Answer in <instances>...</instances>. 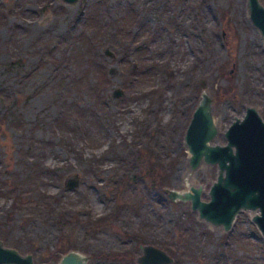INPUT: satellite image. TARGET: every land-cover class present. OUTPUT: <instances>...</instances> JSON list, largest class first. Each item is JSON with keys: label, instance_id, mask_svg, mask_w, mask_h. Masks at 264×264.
<instances>
[{"label": "rangeland", "instance_id": "1", "mask_svg": "<svg viewBox=\"0 0 264 264\" xmlns=\"http://www.w3.org/2000/svg\"><path fill=\"white\" fill-rule=\"evenodd\" d=\"M202 92L219 143L247 106L264 119V39L247 0H0V239L33 264L68 250L137 264L139 242L172 264H264L253 212L225 231L168 195L201 184L207 199L216 177L188 166L183 140Z\"/></svg>", "mask_w": 264, "mask_h": 264}, {"label": "water", "instance_id": "2", "mask_svg": "<svg viewBox=\"0 0 264 264\" xmlns=\"http://www.w3.org/2000/svg\"><path fill=\"white\" fill-rule=\"evenodd\" d=\"M73 3L76 0H62ZM248 19L264 39V3L247 0ZM106 54L111 52L106 49ZM121 90L117 89L115 95ZM216 126L211 97L202 92L187 124L183 140L188 152V166L195 169L202 162L216 165V177L202 197L201 184L189 185L183 191L171 190L173 200L187 201L199 219L212 226L231 229L237 214L242 210L253 212L251 221L264 239V119L254 106H247L242 117L235 116L224 130V143L217 142ZM80 174L71 173L64 187L79 186ZM137 264H172L173 257L153 244H140ZM0 264H33L30 253L22 254L0 239ZM58 264H87L85 257L68 250Z\"/></svg>", "mask_w": 264, "mask_h": 264}, {"label": "trees", "instance_id": "3", "mask_svg": "<svg viewBox=\"0 0 264 264\" xmlns=\"http://www.w3.org/2000/svg\"><path fill=\"white\" fill-rule=\"evenodd\" d=\"M86 42H88L86 39H85V41H84V45H86L87 46V44H86ZM91 51H92V49H91ZM84 55H85V57L87 58V60L88 61H90V67H92L91 65L92 64H94L95 62L97 63V65L95 66V70L96 69H100V71H102V73L104 72L105 73V68H103L96 60H95V58H93V55H91V53L90 52H85L84 53ZM95 63V64H96ZM97 73V76L96 77H98V79H96V84H95V88H97L98 86H100V83L102 82V78H101V75H100V73L98 72V71H96ZM104 75V74H103ZM102 75V76H103ZM163 176H165V177H160V181L161 182H166V175H163ZM46 203H48V200H47V202ZM191 215V214H190ZM192 220H193V218H192ZM191 219H189L188 220V223L185 225V224H183L182 225V223L181 224H179V226H178V230H179V233L182 235V237L184 238L183 239V241H184V244H185V241L187 240V244L186 245H183V247H184V251H186V249L187 248H189L190 247V244H188V242L190 241V239H191V237H192V235H193V221H192ZM166 246V245H165ZM167 247V246H166ZM185 247H186V249H185ZM174 249V248H173ZM177 249L178 248H175V250L174 251H176L177 252ZM128 258L129 259H131V257L128 255Z\"/></svg>", "mask_w": 264, "mask_h": 264}, {"label": "flooded vegetation", "instance_id": "4", "mask_svg": "<svg viewBox=\"0 0 264 264\" xmlns=\"http://www.w3.org/2000/svg\"><path fill=\"white\" fill-rule=\"evenodd\" d=\"M140 244H142V242H139V244H138V245L140 246ZM136 257H137V256H136ZM135 260H136V258H135Z\"/></svg>", "mask_w": 264, "mask_h": 264}, {"label": "bare ground", "instance_id": "5", "mask_svg": "<svg viewBox=\"0 0 264 264\" xmlns=\"http://www.w3.org/2000/svg\"><path fill=\"white\" fill-rule=\"evenodd\" d=\"M218 122V121H217ZM219 126V125H218ZM189 171V170H188ZM188 175V174H187ZM191 184V183H190Z\"/></svg>", "mask_w": 264, "mask_h": 264}]
</instances>
